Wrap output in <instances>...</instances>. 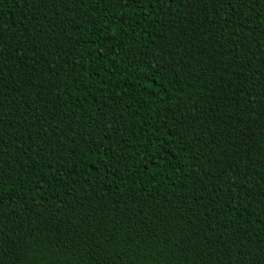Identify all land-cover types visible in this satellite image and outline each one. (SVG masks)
Returning <instances> with one entry per match:
<instances>
[{"label": "trees", "instance_id": "trees-1", "mask_svg": "<svg viewBox=\"0 0 264 264\" xmlns=\"http://www.w3.org/2000/svg\"><path fill=\"white\" fill-rule=\"evenodd\" d=\"M0 264H264V0H0Z\"/></svg>", "mask_w": 264, "mask_h": 264}]
</instances>
